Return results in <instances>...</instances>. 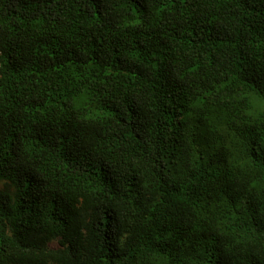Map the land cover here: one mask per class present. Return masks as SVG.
Masks as SVG:
<instances>
[{"label":"trees","instance_id":"trees-1","mask_svg":"<svg viewBox=\"0 0 264 264\" xmlns=\"http://www.w3.org/2000/svg\"><path fill=\"white\" fill-rule=\"evenodd\" d=\"M0 264H264V0H0Z\"/></svg>","mask_w":264,"mask_h":264},{"label":"rangeland","instance_id":"rangeland-1","mask_svg":"<svg viewBox=\"0 0 264 264\" xmlns=\"http://www.w3.org/2000/svg\"><path fill=\"white\" fill-rule=\"evenodd\" d=\"M51 246L52 247H57V243L56 242H53V243H51Z\"/></svg>","mask_w":264,"mask_h":264}]
</instances>
